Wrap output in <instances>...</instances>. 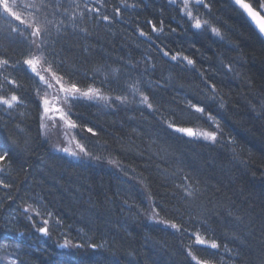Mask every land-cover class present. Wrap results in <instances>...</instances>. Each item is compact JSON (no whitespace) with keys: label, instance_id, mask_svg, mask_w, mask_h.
<instances>
[{"label":"trees","instance_id":"1","mask_svg":"<svg viewBox=\"0 0 264 264\" xmlns=\"http://www.w3.org/2000/svg\"><path fill=\"white\" fill-rule=\"evenodd\" d=\"M245 1L264 12L257 0ZM61 2L73 10L71 0ZM204 2L210 7L193 10L208 21L207 30L191 28L179 2L177 7L168 0H76L77 12L86 11L87 4L110 20L86 12L77 26L59 33L53 29L47 37L46 51L55 53L50 59L62 62V71L81 88L91 85L114 97L126 83L140 80L153 104V110L138 102L76 105L72 118L98 133L77 128V139L99 160L75 161L53 152L42 136L34 82L23 72L4 73L21 87L5 84L0 94L15 92L25 103L0 108V143L11 149L0 171V179L11 185L0 186V245H10L0 246V264L7 259L17 264H195L187 254L190 246L202 259L214 257L213 264H264V40L232 0ZM52 11L48 18L54 22L64 18L63 9L55 16ZM148 21L163 31L152 32ZM17 25L0 18V56L13 63L28 51L10 31ZM141 30L147 35L140 36ZM177 52L195 65L172 61ZM101 66L107 81L95 72ZM117 68L114 79L111 69ZM213 95L216 99H209ZM189 101L206 106L219 127L193 113ZM170 122L192 127L197 135L170 129ZM206 131H216L217 140L198 136ZM186 188L198 191L186 197ZM142 191L158 219L181 225V231L142 220L148 210ZM28 204L41 215L23 213ZM43 219L49 220L48 235L37 231ZM197 231L221 247L195 245ZM65 240L70 245L60 247Z\"/></svg>","mask_w":264,"mask_h":264},{"label":"snow or ice","instance_id":"2","mask_svg":"<svg viewBox=\"0 0 264 264\" xmlns=\"http://www.w3.org/2000/svg\"><path fill=\"white\" fill-rule=\"evenodd\" d=\"M171 5H178V0H168ZM182 7L180 11L183 12L184 16L188 18L191 22L190 27L195 30H207L209 28L208 21H201V19L194 15L193 7L202 5L205 8H209L210 5L206 4L204 0H194V3L190 5V0H181ZM257 3L260 5L261 9H264V3L261 0H257ZM235 4L239 5L244 12L247 13V16L251 18V22L259 30V35L264 37V15H261L260 11H257L249 3H245V0H235ZM71 5L73 10L70 11L69 7H65L61 0H0V18L8 20L11 18L14 21H18L19 25L11 27L10 31L15 33L18 37L22 38L24 46L28 49L26 53H23V58L17 60L14 63L10 59L0 56V76H3V82L0 83V90L4 88V85H11L14 88H20L21 83L15 79L10 78L9 75H4V73L23 72L27 74V77L34 82V100L37 107L41 109L40 120L42 121L40 127L42 129L47 128L49 125L44 123L47 119L51 126L54 128H59L62 134L65 136H72V139L75 140V135L72 133V130L80 128L81 131H87L93 136L98 135V133L92 127L87 125H79L77 120H74L72 117L76 115L74 108L77 104L81 102H88L95 105H100L103 103L105 106L110 107L114 103H119L121 105H128L131 102H138L140 105L146 106L148 109L153 110V104L150 102V97L141 91L140 80H136L132 83H126V89L122 92L121 95H116L114 97L106 96L102 89L95 88L89 85L87 88H81L76 82L73 75L64 73L62 71V62L57 64L54 59H50L55 56V53L49 54L47 49V37L51 36L52 30L55 29L56 32L67 31V29L72 26H77L78 19L83 20L86 15V12L95 13L100 20L109 21L110 17L107 15L100 16L99 9H89L87 4L84 5L86 11L77 12L75 9H78L80 5L76 3V0H71ZM179 6V5H178ZM49 9H52V15L55 16L57 13H60L63 9V19L55 21L48 18ZM115 14L119 16L120 8L115 9ZM25 15L27 18H25ZM152 25V32L163 31L161 27L159 30L156 25L151 21H148ZM22 25L23 27H20ZM80 31L87 33V28H80ZM172 31H175L173 29ZM211 32L217 36H220V31L218 28L211 27ZM27 33V35L25 34ZM140 36H146L147 34L141 30ZM223 39V37H221ZM165 57L169 56L168 51H163ZM172 61L180 60L181 62L186 61L188 65H195V61L190 59L188 56H181V53L177 52L174 55L170 56ZM154 67V65H153ZM230 70V69H229ZM121 69H111L112 77L115 79L116 74L119 73ZM96 73H103L104 78L107 81L109 75L105 72L103 66L97 67L95 69ZM58 86V87H57ZM215 85H211L213 92H215ZM56 90V97L59 101V104H54L48 98V90ZM43 93V94H42ZM129 96L132 97V100H129ZM137 96L139 97L137 101ZM211 100H215V95L209 97ZM25 103V100L18 96L15 92H12L9 95L0 94V108L5 110H12L18 105ZM189 107L193 113H198L200 116L205 117L207 121H210L216 124L217 128L219 127V122L216 117L211 114V112H206V106H198L196 103L189 101ZM220 107H223L221 102ZM255 111V109H254ZM261 112L264 113V106L261 107ZM175 116V113H172ZM199 118V117H198ZM170 129H174L179 133H185L189 137H195L197 133L192 127H178L174 122L168 123ZM205 139H210L215 142L217 139L216 131H206L201 134ZM77 148L79 153H83L85 156L90 155L86 148L76 141ZM59 151H63L68 155H71L79 159V153L77 151H69L67 147L59 148ZM10 148H6L2 143H0V171H3L7 167V162L10 159ZM93 159L99 160L100 157H92ZM112 163V161H109ZM0 186L4 188H9L11 185L5 182L4 179H0ZM198 189L188 188L185 189L186 197H194ZM11 199V198H10ZM162 210V209H161ZM23 213H35L37 216L41 215L40 211L37 208H34L32 204H28L22 209ZM152 219H155L159 216V212L155 208L151 209ZM47 216L51 217L53 214L51 212L46 213ZM30 220L33 219L31 215L28 217ZM56 224H59L60 221L56 220ZM167 226H170L172 229L181 231V225H178L172 221H160ZM38 232L48 235L49 234V220L43 219L42 226L37 229ZM186 231V229H185ZM194 236L195 245L204 246L211 249H219L221 245L217 243L215 239L208 240L202 237L199 231L192 234ZM69 240H65L64 244L60 247H68L70 245ZM2 247H9L10 245L5 243L0 245ZM74 247H82V245H73ZM18 247V245H17ZM90 247H96V245H90ZM188 256L191 258L195 264H213L212 258H200L197 255L193 254V251L190 249L188 251ZM10 264H17V261L13 260Z\"/></svg>","mask_w":264,"mask_h":264},{"label":"rangeland","instance_id":"3","mask_svg":"<svg viewBox=\"0 0 264 264\" xmlns=\"http://www.w3.org/2000/svg\"><path fill=\"white\" fill-rule=\"evenodd\" d=\"M179 5H180V7H182L181 0H179ZM190 5H191V3H190ZM193 13L195 15L194 10H193ZM55 93H56L55 88L48 90V98L54 104H59V101L57 100V97H56ZM41 123H42V121H41ZM44 123H47L49 126L47 128H45V129L41 128L42 129V136H43V139L49 144V146H50V148L52 149L53 152H56V153L58 152V153L65 154L70 159L75 160V161H92V160H95L90 155L85 156L83 153H79V149L77 148V145H76V141L78 140L77 139V134H76V129L72 130V133L75 135V140H73L71 135L65 136V135L62 134L61 130H59L58 127L57 128L52 127L50 122L47 119L44 121ZM202 133L203 132H199L198 136L201 137L202 139H205L201 135ZM209 141H211V140L209 139ZM64 147H67L69 149V151H77L79 153V157L80 158L77 159V158H75V157H73L71 155H68L67 153H65L63 151H59L58 150L59 148H64ZM106 164H111V163L107 162ZM143 195L146 198V203H147V198L148 197H147V194H146L145 191H143ZM147 207H148V210L146 211L144 216H142V220L144 222H147V223H157V222L160 223V220L158 219V217H156L155 219L151 218V216H152V211H151L152 205H151V203L149 201L147 203ZM6 262H7L6 264H10L9 261H6Z\"/></svg>","mask_w":264,"mask_h":264},{"label":"water","instance_id":"4","mask_svg":"<svg viewBox=\"0 0 264 264\" xmlns=\"http://www.w3.org/2000/svg\"><path fill=\"white\" fill-rule=\"evenodd\" d=\"M233 3L235 4V0H233ZM245 3H247V2H245ZM235 5H236V4H235ZM236 7L239 8V9L242 11V13L245 15V17L247 18V20L249 21V23L252 25V27H253V28L259 33L258 28L255 26L254 23L251 22V18L247 16V13L244 12L243 9H241V8L239 7V5H236ZM255 10H256V9H255ZM257 11H258V10H257ZM261 15H262V14H261ZM261 38L264 40V37H261Z\"/></svg>","mask_w":264,"mask_h":264},{"label":"bare ground","instance_id":"5","mask_svg":"<svg viewBox=\"0 0 264 264\" xmlns=\"http://www.w3.org/2000/svg\"><path fill=\"white\" fill-rule=\"evenodd\" d=\"M179 2V1H178ZM177 6V5H176ZM178 7V6H177ZM129 13V12H128ZM11 29V28H10ZM125 69H127V67H125ZM52 150V149H51ZM142 193H143V191H142Z\"/></svg>","mask_w":264,"mask_h":264}]
</instances>
